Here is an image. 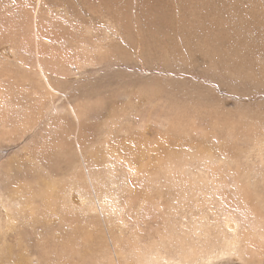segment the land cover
<instances>
[{
	"label": "rangeland",
	"instance_id": "obj_1",
	"mask_svg": "<svg viewBox=\"0 0 264 264\" xmlns=\"http://www.w3.org/2000/svg\"><path fill=\"white\" fill-rule=\"evenodd\" d=\"M30 2L0 0V264H264L227 227L264 222V0Z\"/></svg>",
	"mask_w": 264,
	"mask_h": 264
},
{
	"label": "bare ground",
	"instance_id": "obj_2",
	"mask_svg": "<svg viewBox=\"0 0 264 264\" xmlns=\"http://www.w3.org/2000/svg\"><path fill=\"white\" fill-rule=\"evenodd\" d=\"M27 2H28V4H31V2H30V0H26ZM27 5V4H26ZM25 6V5H24ZM35 29V31H36V28H34ZM8 31V30H7ZM13 41V40H12ZM14 42V41H13ZM14 45V44H13ZM37 46V45H36ZM38 49V48H37ZM2 52H4L5 53V50L4 49H2ZM11 54V53H10ZM41 70V69H40ZM53 90V89H52ZM52 93V92H51ZM62 96H64V95H62ZM73 123H74V121H73ZM77 131V130H76ZM77 134V133H76ZM77 136H78V134H77ZM133 142V141H132ZM139 143V142H138ZM143 143V142H142ZM116 146H117V144H115ZM119 147H120V144L118 145ZM137 146V145H136ZM38 147V146H37ZM78 147H80V146H78ZM121 148V147H120ZM143 148V147H142ZM114 151L116 150V149H114V148H112ZM139 149V148H138ZM108 151V150H107ZM158 151V150H157ZM159 152V151H158ZM142 153V152H141ZM116 154H118V153H116ZM118 156V155H117ZM127 156V155H126ZM113 161V160H112ZM108 166V165H107ZM245 178V177H244ZM247 183V182H246ZM250 183V182H249ZM248 183V184H249ZM239 185V184H238ZM246 186V185H245ZM250 186V185H249ZM73 187H76V186H73ZM125 187V186H124ZM237 188H239V191H237V192H239V194H242V196H241V198H246V196H245V194L247 195L248 194V190L246 189V188H244L243 187V185H241V186H239V187H237ZM244 188V189H243ZM11 189V188H10ZM247 190V191H246ZM8 191V193L11 191V190H7ZM16 191V190H15ZM245 193H244V192ZM77 192H79V194H77ZM234 192H235V190H234ZM21 193V192H20ZM13 194V195H12ZM10 195H12V196H14L15 195V192L14 191H12L11 192V194ZM24 195V194H23ZM83 193L81 192V190H79V191H76L75 189H74V193L73 194H69L68 195V197L70 198V204L71 205H74V206H81V205H83V203H85V201H86V199L85 198H83ZM112 197H114V195H113V193H111L110 194ZM258 195V194H257ZM49 196V195H48ZM15 197V196H14ZM20 197V196H19ZM16 198V197H15ZM25 199V198H24ZM49 199V198H48ZM261 199V198H260ZM19 200V199H18ZM26 200V199H25ZM50 200V199H49ZM109 200V199H108ZM12 201H14V198H13V200ZM105 201L106 200H104L103 202L105 203ZM112 201V200H111ZM248 201V200H247ZM261 201H262V199H261ZM51 202V201H50ZM76 204V205H75ZM196 204V203H195ZM244 204H246V201H245V203ZM22 205L26 208L27 207V204H23L22 203ZM30 205V204H29ZM28 205V207H30ZM51 205V204H50ZM113 205H114V200L112 201V203L110 204V206H111V208H113L114 209V207H113ZM1 206V205H0ZM88 206L91 208V210H93V211H95L96 209L94 208L93 209V207H91V204L90 203H88ZM27 207V208H28ZM82 207H84V206H82ZM116 207V206H115ZM118 207V206H117ZM87 208V207H86ZM3 209V212L5 213H3V215H5V217L6 218H8V221H7V219H6V223L8 222V223H11L12 221H13V218L9 215V213H12V211L13 210H11V212L10 211H7L6 209H4V208H2ZM1 209V210H2ZM88 209V208H87ZM182 209V208H181ZM252 209V208H251ZM117 210V209H116ZM100 212V211H99ZM105 212V211H104ZM263 213H264V211H263ZM229 214V213H228ZM100 215H102V213L100 214ZM226 215V214H225ZM8 216H10V217H8ZM228 217V216H227ZM263 217V216H262ZM260 218V217H259ZM12 220V221H11ZM120 220H122V219H120ZM263 220H264V218H263ZM241 221V220H240ZM240 221H238V220H232V221H228V223H227V227H228V230L231 232V237H230V240L228 241V242H230V245H228V246H230L231 247V254H233V253H235V254H237V256L238 257H236V258H240L241 256H249V255H254V254H256L257 252H260V251H258V250H255L254 249V243L255 242H259V243H261V244H264V222H262V221H260V220H257L256 222H254V223H247V226H246V228L249 230V232L246 230V229H244V230H241V228H242V226H241V224H240ZM198 222V221H197ZM67 226H69V225H67ZM241 232H243V234H246V235H244L243 237H240V234L239 233H241ZM225 238H226V236H225ZM196 246H197V244H196ZM203 247V246H202ZM243 247V248H242ZM204 249H205V251L204 250H202L201 248H200V246L199 247H194V246H192V247H188V248H184V247H181V251L180 252H182V254H185L186 255V257H194L195 255H196V253H194V252H198V253H204L205 254V257H207V258H213L214 259V255H212L211 254V252L210 251H212V250H210L208 247L206 248V247H204ZM65 250V249H64ZM168 250V249H167ZM215 251H216V249H214ZM139 249H137L136 250V256H137V258L138 259H140L141 261V263H142V260H143V262H145L146 264H150L151 262H154V264H159L158 262H156V261H158L159 260V258H160V256H159V250L158 249H155V250H152L150 253H148V255H141L140 253H139ZM179 251V250H178ZM215 251H212V252H215ZM56 252V251H55ZM62 253V252H61ZM144 253V252H143ZM59 254H60V252H59ZM236 256V255H235ZM61 257V256H60ZM196 257H198V256H196ZM195 257V258H196ZM204 257V256H203ZM202 257V258H203ZM11 258V257H10ZM62 258H64V257H62ZM67 258V257H66ZM247 258V257H246ZM251 258V257H250ZM35 259H37V258H35ZM172 259V258H171ZM194 259V258H193ZM77 260V259H76ZM195 260V259H194ZM198 260V259H197ZM40 261V260H39ZM196 261V260H195ZM63 261L62 260H60V259H58V261H57V263L56 264H63L62 263ZM77 262V261H76ZM6 263V262H5ZM13 263H16V261L15 262H13ZM12 263V264H13ZM28 263V262H27ZM130 263H131V261H130ZM129 262L128 263H126V264H130ZM50 264H52V263H50ZM132 264V263H131Z\"/></svg>",
	"mask_w": 264,
	"mask_h": 264
}]
</instances>
